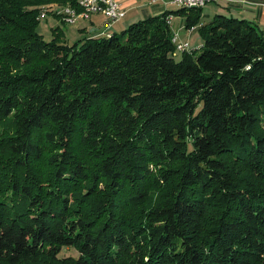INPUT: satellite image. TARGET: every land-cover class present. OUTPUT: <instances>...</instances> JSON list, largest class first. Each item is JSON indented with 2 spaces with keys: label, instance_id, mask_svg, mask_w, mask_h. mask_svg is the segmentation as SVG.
Masks as SVG:
<instances>
[{
  "label": "trees",
  "instance_id": "obj_1",
  "mask_svg": "<svg viewBox=\"0 0 264 264\" xmlns=\"http://www.w3.org/2000/svg\"><path fill=\"white\" fill-rule=\"evenodd\" d=\"M79 1L0 0V264H264L259 24L180 5L45 40L39 14Z\"/></svg>",
  "mask_w": 264,
  "mask_h": 264
},
{
  "label": "crops",
  "instance_id": "obj_2",
  "mask_svg": "<svg viewBox=\"0 0 264 264\" xmlns=\"http://www.w3.org/2000/svg\"><path fill=\"white\" fill-rule=\"evenodd\" d=\"M120 1L123 8L126 11V15L122 20L112 24L111 26H108L106 18L102 14H95L92 15V17L89 19L79 20L81 22V25L79 26V30L81 31L82 34L86 35L84 37H98V36L109 35L116 32V29L118 27L116 25L119 24L120 22H122L121 24L123 25L132 24L133 22H136L140 19L152 15L162 14L164 11L168 9H173L171 8L172 5H164L160 2L150 3L149 0H120ZM227 1L228 2L225 3H223L222 1L220 2L225 4V6L228 9L236 12L237 17L256 21L259 24L264 34V0H227ZM130 12H132L133 14L131 15V17H129L126 20L125 18L129 15ZM204 16L209 18L210 14L206 12V15ZM176 18H177L176 16H173L171 21V26L173 32H176L179 34V36H181V40L185 37L184 34H186V32H191L192 30L193 31L196 30L195 27L191 29L186 27L184 16H181L177 21H175ZM212 19H210V21ZM210 21L204 23H209ZM185 27L187 29L186 31H184Z\"/></svg>",
  "mask_w": 264,
  "mask_h": 264
},
{
  "label": "rangeland",
  "instance_id": "obj_3",
  "mask_svg": "<svg viewBox=\"0 0 264 264\" xmlns=\"http://www.w3.org/2000/svg\"><path fill=\"white\" fill-rule=\"evenodd\" d=\"M223 3L228 2L227 0H221ZM143 2V1H142ZM141 2V3H142ZM150 2V0H149ZM219 1H209L204 7H203V12H202V23L203 22H208L210 21V19H212L214 17L215 14L217 13H222V14H227V15H236V12H234L233 10L228 9L225 4H223ZM41 8L44 7L43 5L40 6ZM59 7V6H57ZM64 7V6H61ZM181 6L179 4L177 5H172L171 8L173 9H178ZM54 8V7H53ZM51 8L52 12H56V6L53 9ZM43 9V8H42ZM47 16L45 15L44 18H41L40 23L38 25V32L40 34H42L44 36V39L49 41L53 38V32L54 29L59 27L60 29H62L63 33H64V40L67 43H74L77 40H79L80 38H83L84 34L81 33V31L79 30V26L81 25L80 21H77L75 23H68L62 20V18L55 16L54 14L49 13L50 9H47ZM139 12V11H138ZM137 12V13H138ZM206 12L210 14V17H205L204 15H206ZM214 12V13H213ZM44 13V12H41ZM133 13L130 12L129 15L125 18L126 20L131 17ZM176 16V20L177 21L182 15H174ZM237 16V15H236ZM122 20V19H121ZM122 22H120L119 24H117L116 26V32L117 33H121L125 28H127L130 24L127 25H123L121 24ZM196 30H192L191 32H186L185 37L181 40V36H179V41L183 42V43H187L188 46L192 47V48H197V53L200 52V48L202 47V42H203V37L200 34L199 28L200 26L197 25L195 26ZM194 28V29H195ZM186 27L184 28V31H186ZM188 33V34H187ZM184 40V41H183ZM180 52H177V56L179 57ZM12 126L11 123L9 121V119H6L4 121H2L0 123V138L8 135L11 132ZM51 149V147L47 146L46 148V153L49 152V150ZM0 156H9L8 153L3 152L2 154H0ZM34 166H41L44 169H46L44 167V160L38 161L34 164ZM61 256H74L77 257L78 256V252L76 251V249L72 248V247H66L62 250L61 252Z\"/></svg>",
  "mask_w": 264,
  "mask_h": 264
},
{
  "label": "built area",
  "instance_id": "obj_4",
  "mask_svg": "<svg viewBox=\"0 0 264 264\" xmlns=\"http://www.w3.org/2000/svg\"><path fill=\"white\" fill-rule=\"evenodd\" d=\"M209 1L212 0H150V3L160 2L164 5H177L178 3L197 2L198 7H204ZM82 9H90V16H82ZM48 13H40L39 15H46ZM55 16L62 18L63 21L68 23H75L81 19H89L92 15L102 14L107 21L108 26L120 21L126 15L120 0H83L79 4V8H71L67 11L52 12ZM173 16L168 17V22L171 24ZM176 45L177 51L194 50L188 46L187 43L179 41V34L174 32L172 38Z\"/></svg>",
  "mask_w": 264,
  "mask_h": 264
},
{
  "label": "bare ground",
  "instance_id": "obj_5",
  "mask_svg": "<svg viewBox=\"0 0 264 264\" xmlns=\"http://www.w3.org/2000/svg\"><path fill=\"white\" fill-rule=\"evenodd\" d=\"M213 1H221V0H213ZM83 0L79 1V4H82ZM181 6H187V7H198V3L197 2H187V3H178ZM79 8V6L77 7ZM71 7H67L64 8L61 11H67L70 10ZM46 11V10H45ZM45 11H43L44 13H46ZM45 15H40V18H44ZM82 16H90V9H82Z\"/></svg>",
  "mask_w": 264,
  "mask_h": 264
}]
</instances>
